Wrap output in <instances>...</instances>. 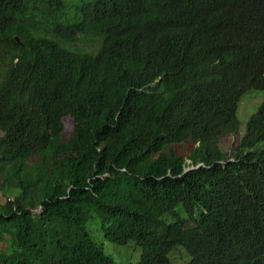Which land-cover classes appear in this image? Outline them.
<instances>
[{
    "label": "trees",
    "instance_id": "16d2710c",
    "mask_svg": "<svg viewBox=\"0 0 264 264\" xmlns=\"http://www.w3.org/2000/svg\"><path fill=\"white\" fill-rule=\"evenodd\" d=\"M253 90L264 0H0V264H264Z\"/></svg>",
    "mask_w": 264,
    "mask_h": 264
},
{
    "label": "rangeland",
    "instance_id": "374dc122",
    "mask_svg": "<svg viewBox=\"0 0 264 264\" xmlns=\"http://www.w3.org/2000/svg\"><path fill=\"white\" fill-rule=\"evenodd\" d=\"M262 98H264L263 90L252 91L243 95L237 110V118L240 123L239 130L241 129L244 132L249 117L258 108V105L261 102ZM242 135L243 134L240 133L236 136L226 137L222 142V149H226L228 152L232 146L237 145ZM187 150V145L176 147V151L183 156L187 155ZM0 202L3 203L4 199L0 198ZM87 231L90 234L92 241L95 244L101 246L104 254L110 257L115 262V264H139L141 254L140 249L136 247L134 243L120 246L105 239L103 234L99 230V222L96 218L89 220V222L87 223ZM4 245L5 244L1 245L3 249ZM183 253L185 254L184 261H175L172 257V254L170 255V259H172L173 264H186L189 261V256L185 251H183Z\"/></svg>",
    "mask_w": 264,
    "mask_h": 264
},
{
    "label": "clouds",
    "instance_id": "9594fccd",
    "mask_svg": "<svg viewBox=\"0 0 264 264\" xmlns=\"http://www.w3.org/2000/svg\"><path fill=\"white\" fill-rule=\"evenodd\" d=\"M15 40H16V42H20V39H19V37L18 36H16L15 37ZM253 91H259V90H253ZM264 91V90H263ZM250 92H252V91H250ZM250 92H247V93H250ZM247 93H245V94H247ZM244 94V95H245ZM243 97V96H242ZM242 97H241V99H240V101L242 100ZM240 101H239V103H240ZM264 101V98H262V100H261V102L259 103V105H258V108L261 106V104H262V102ZM239 103H238V106H239ZM258 108L255 110V112L252 114V115H254L256 112H257V110H258ZM237 110H238V107H237ZM236 115H237V113H236ZM251 115V116H252ZM251 116L249 117V119L251 118ZM238 119V118H237ZM248 119V120H249ZM248 122V121H247ZM247 124V123H246ZM245 128H246V126H245ZM245 131V130H244ZM240 133H243L244 134V132L240 129V132H239V134ZM228 136H232V135H227V136H225L224 138H223V140L226 138V137H228ZM223 140L221 141V142H223ZM199 167H201V165H199V166H197V167H191V168H187L186 170H185V172H188L189 170H192V169H197V168H199Z\"/></svg>",
    "mask_w": 264,
    "mask_h": 264
}]
</instances>
